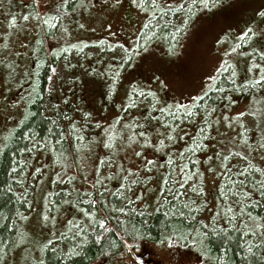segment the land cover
<instances>
[{
  "label": "rangeland",
  "instance_id": "374dc122",
  "mask_svg": "<svg viewBox=\"0 0 264 264\" xmlns=\"http://www.w3.org/2000/svg\"><path fill=\"white\" fill-rule=\"evenodd\" d=\"M32 1L39 12L59 15V11L55 9L56 0ZM243 1L228 0L219 11L206 12L199 18L200 21H195L185 41L181 37L183 29L178 28L177 45L180 47L172 49L176 60L168 63L159 61L167 60L159 56L161 50L158 47L152 46L151 50L139 51L144 43L138 46V36L145 20L138 15L137 5L132 8L129 0H83V8L79 6L71 16L66 15L63 34L68 32L69 39L67 36L63 38L67 40L68 46L80 50H83L82 45L88 46L84 52L70 49L66 57L58 62L49 77L45 108L48 116H55L57 111L64 114L65 117L53 118L56 122L59 120L63 128L69 125L75 128L78 139L73 144L74 148L69 149L64 162L58 160L53 164L51 159L46 160L44 155L39 153L31 160L28 171L30 183L35 186L34 195L31 192L29 197L25 196V187L17 190L18 194L26 198L32 211L25 229L27 237L23 239L25 242L21 240V243H26L27 246L19 257L29 254L34 258L32 251L40 250V244H50L54 249L63 244L60 241L66 238L68 233L80 231L83 225H86L82 208L85 205L91 208L96 205L94 191L98 193L97 186L104 188L103 182L106 181L110 184L116 183L120 171H123L121 175L125 178V183L129 182L134 174L137 177L129 191L124 186L116 193L118 198H123L127 193L137 213L142 214L150 210V200L156 199L157 194H149L137 187L136 180L148 181L149 186L155 184L151 168L156 166L154 164L158 160L159 145L166 139V131L169 132L170 128L163 127V117L155 114L151 100L140 92L138 87L156 91L161 89L163 100L167 103L190 104L219 71L224 70L229 79L241 81L245 77H251L250 84L244 82L241 87L243 90L232 88L228 96L225 91L224 101L215 108L216 114L211 116L214 124L206 130L210 138L208 141H202L204 148L197 155L201 161V170L194 169L190 173L185 194L192 197L194 209L198 210L197 217L204 221L203 226L222 231L226 225L230 226L228 219L233 218L230 215L232 213L228 212V207L233 208L234 197L224 194L220 201L219 192L234 188L240 200L255 201L259 195L264 200V115L255 116L254 113L258 108L254 109V106L258 105L255 102L264 103V80L260 81L261 78L255 76L264 70V59L256 54L250 56L248 68H253L251 73H246L238 66V62L246 59V40L242 42V51L239 50L238 57L229 56L230 41L236 29L231 26L234 24L229 22L238 19L242 20L243 25L246 24L245 17L259 11L264 1ZM224 8L229 9H226V14V11L221 13ZM167 16L165 22L176 18L175 28L177 17H172V13ZM71 17H78L79 26L67 23L71 22ZM184 22L185 18L177 20L180 25ZM54 24L55 22L51 24L50 32L56 30L53 29ZM81 39L87 42L82 43ZM44 47L49 53L66 45L63 43L59 46L45 38ZM12 55L14 57L15 53ZM19 64H24V61L20 59ZM14 77V82H18L20 71H17ZM2 92L4 88L0 90V94ZM19 92L18 90L16 96ZM0 122L1 134V128L4 130L6 127L5 123L2 124L1 115ZM126 124H129L134 140L129 142L128 147L121 145V141L109 145V127L113 126L114 132L119 133ZM172 131L173 135L179 131L184 140H191L193 137L192 130L172 128ZM221 134L223 136H217ZM79 140L82 141L81 144ZM139 145L143 147L140 148ZM244 145L247 149L241 152L239 148H245ZM81 146L89 153H82ZM176 148L177 144L168 151H174ZM227 149L232 151L228 152ZM219 151L226 156L219 157ZM141 157L144 159L143 164H140ZM217 157L219 158L216 159ZM179 159L180 164H183L186 155ZM215 162H218L217 166H214ZM215 167H218L217 170H214ZM175 168L177 175L180 168ZM248 172L254 173L257 184L251 195L246 193L247 182L243 179V175ZM160 175L162 172L155 173L156 178ZM55 177L57 180L51 187L50 182ZM53 191L63 195L59 194L58 201L52 203L46 192ZM75 193H78V196ZM107 200L108 197L105 202ZM125 203L126 201H120L119 209ZM91 212L87 209V212H84L85 217ZM109 216L110 214L102 218V221ZM74 218L80 219L79 224L73 223ZM72 225H75V228H72ZM111 225L108 224L109 227ZM62 228L65 229L61 231ZM193 231L198 232V229ZM58 232L61 234L50 238ZM110 254L112 253L94 264L200 263L197 256L187 252L185 248L165 249L141 240L134 243L124 241L123 247L116 250L115 255Z\"/></svg>",
  "mask_w": 264,
  "mask_h": 264
},
{
  "label": "trees",
  "instance_id": "16d2710c",
  "mask_svg": "<svg viewBox=\"0 0 264 264\" xmlns=\"http://www.w3.org/2000/svg\"><path fill=\"white\" fill-rule=\"evenodd\" d=\"M129 1L132 8L137 5L138 15L145 20L138 36V46L144 43L139 51L151 50L152 46L158 47L161 50L159 56L167 60L158 59L163 63L176 60L172 49L180 47L177 45L178 28L183 29L181 37L185 41L188 31L195 25L197 19L203 17L206 12L219 11L228 2V0ZM56 3L55 9L59 11L58 16L39 12L32 0H0V90L4 88V92L0 94V115L2 124L5 123L6 126L4 130H2L3 127L1 128L0 134V264H94L109 253L115 255V251L123 247L124 241L134 243L139 240L165 249L185 248L187 252L197 256L200 260L199 264H264L263 197L259 195L255 201L240 200L234 188L226 192L220 188L222 191L218 194L220 201L224 194L234 197L233 208L228 207V212L232 213L230 215L233 218L228 219L230 226L226 225L222 231L203 226L204 221L198 219V210L194 209L192 197H187L185 194L190 173L194 169L201 170L199 166L201 161L197 155L204 148L202 141L204 139L208 141L210 138L206 130L208 126L214 124L211 116L216 114L215 108L224 101L223 94L227 91L228 96L232 88L243 90L241 87L245 83L250 84L251 77H245L241 81L229 79L224 70L213 75L210 84L190 104L167 103L163 100L161 89L156 91L138 87L140 92L146 94L151 100L155 114L163 117V127L170 128L165 135L167 141L163 139L159 145L156 164L152 162L156 165L151 168L155 184L149 186L148 181L136 180L137 187H141L149 194H157L156 199L150 196L152 200H150L149 211L137 213L127 193L123 198H118L116 193L124 186L129 191L137 177L134 174L129 182L125 183V178L121 175L123 171H120L117 174L116 183L110 184L106 181L103 182L104 188L97 186L99 194L96 190L94 191L96 205L94 204L92 208L85 205L82 208L86 225H83L80 231L68 233L67 237L60 241L63 244L54 249L50 244L43 246L40 244V250L32 251L35 259L29 254L19 257L23 248L27 246L26 243H21V240L25 242L23 239H26L28 234L25 229L31 208L26 198L18 194L17 190L25 187V196L29 197L35 188L30 183L28 171L31 160L39 153L44 155V159H51V163L58 160L64 162L69 149L74 148L73 144L78 139L75 128L71 125L63 128L61 122L59 120L56 122L53 118L65 117L64 114L57 111L55 116H48L45 108L49 77L58 62L66 57L70 49L84 52L88 46L84 44L81 46L83 50H80V48L68 46L67 40L63 38L67 36L69 39L68 32L63 34L66 15L71 16L72 12L83 5V0H66V2L56 0ZM205 4L208 6L205 7ZM226 9L224 8L221 13ZM227 11L224 13L226 14ZM171 13L172 17H177V20L185 18V24H177L176 20L174 28L176 18L165 22L164 19ZM262 13H264V5L259 11L246 16L244 25L242 20L238 19L229 22L236 28L230 41L229 56L238 57L239 50L242 51V42L247 41L246 59L238 62V66L246 73H251L253 70L251 67L248 68L252 54L264 59L262 55L264 54V15ZM70 21L67 23L79 26L78 17H71ZM53 22H55L53 29L56 30L50 32ZM45 38L56 42L59 46L64 43L66 47L47 53L44 47ZM81 42L85 43L87 40L81 39ZM233 51L234 54H232ZM13 53L17 56L13 57ZM20 59L24 61V64H19ZM17 71H20V79L14 82V74ZM255 76L261 78L264 76V70ZM15 83L17 85H14ZM18 90L20 92L16 96ZM133 95L136 97V94L133 93ZM255 104H258L254 106V109L258 107L254 111L255 116L258 114L263 116L264 103L255 102ZM172 128L192 130L193 137L191 140H184V136L179 131L173 135ZM108 131L111 143L109 145L121 141V145L128 147L129 142L134 140L130 134L129 124L123 126L119 133L114 132L113 126H110ZM217 136H223V134ZM79 142L82 143L80 140ZM176 144L178 145L176 150L168 151ZM139 147L142 148L143 145ZM87 148L91 149L88 146ZM232 149L227 150L231 152ZM246 149V146L239 148L241 152H245ZM81 151L89 153L82 146ZM219 154L222 158L226 156L220 151ZM183 155H186V159L183 164H180L179 158ZM140 160V164H143L144 159L141 157ZM217 163L215 162L214 166H217ZM175 167L180 168L177 175ZM145 168L148 170L147 166ZM217 168L215 167L214 170ZM156 172L158 174L162 172V175L156 178ZM244 178L248 183H245L246 193L251 195L257 186L254 173H245ZM56 180L57 177L50 182L51 187ZM46 194L53 203L58 201V196L62 193L53 191ZM75 195L78 196V193ZM106 197H108L107 202H105ZM122 200L126 203L119 209ZM50 206L53 207V205ZM87 209L92 212L85 217L84 212H87ZM109 214L110 216L102 221V218ZM79 220L74 218L73 223L79 224ZM107 220L109 222H106ZM109 223L112 224L110 227ZM71 227L75 228V225ZM64 229L62 228L61 231ZM193 229H198L199 233ZM60 232L52 234L50 238L60 235Z\"/></svg>",
  "mask_w": 264,
  "mask_h": 264
},
{
  "label": "snow or ice",
  "instance_id": "6c2138e0",
  "mask_svg": "<svg viewBox=\"0 0 264 264\" xmlns=\"http://www.w3.org/2000/svg\"><path fill=\"white\" fill-rule=\"evenodd\" d=\"M65 2H66V0H65ZM208 5L207 4H205V7H207ZM262 15H264V13H262ZM262 55H264V54H262ZM261 80H264V77H261ZM249 251H251V249H249Z\"/></svg>",
  "mask_w": 264,
  "mask_h": 264
}]
</instances>
